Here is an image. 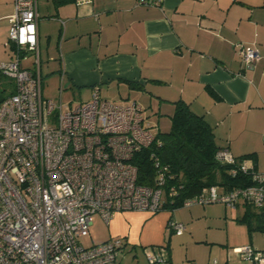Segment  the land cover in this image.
Wrapping results in <instances>:
<instances>
[{"label":"built area","instance_id":"1","mask_svg":"<svg viewBox=\"0 0 264 264\" xmlns=\"http://www.w3.org/2000/svg\"><path fill=\"white\" fill-rule=\"evenodd\" d=\"M162 1L137 3L159 7ZM37 20L36 0H14L8 33L13 54L0 62L5 80L0 91V264H121L129 248L121 238L91 247L80 243L92 216L108 223L121 212L156 214L176 191L171 188L166 197L168 168L153 152L154 185L137 182L133 158L155 140L139 103L108 101L94 88L88 101L71 106L61 101L62 85L57 102L44 98ZM237 54L246 67L258 58L252 46L238 45ZM29 55L34 56L32 68L24 65ZM216 158L234 163L227 151ZM239 170L250 175L251 185L222 195L213 186L182 206L248 204L264 210V173L247 160ZM169 227L178 236L184 231L174 221ZM232 252L245 264H264V251L251 245ZM144 254L148 264H170L159 248H145Z\"/></svg>","mask_w":264,"mask_h":264},{"label":"crops","instance_id":"2","mask_svg":"<svg viewBox=\"0 0 264 264\" xmlns=\"http://www.w3.org/2000/svg\"><path fill=\"white\" fill-rule=\"evenodd\" d=\"M137 2L36 0L41 87L44 76L58 96L62 85L60 96L71 94V106L88 101L94 88L112 102L132 97L147 121L149 111L170 118L174 103L183 102L210 126L220 150L251 156L248 165L264 173V0ZM13 13L14 0H0V62L13 54ZM240 44L258 54L247 67ZM169 221L176 222L168 210L117 213L101 243L121 238L129 248H159L178 264L170 240L185 226L178 236Z\"/></svg>","mask_w":264,"mask_h":264},{"label":"trees","instance_id":"3","mask_svg":"<svg viewBox=\"0 0 264 264\" xmlns=\"http://www.w3.org/2000/svg\"><path fill=\"white\" fill-rule=\"evenodd\" d=\"M174 105V111L169 118L170 130L155 134V140L150 147L133 158L138 170L137 182L140 185H154L156 168L149 158L150 153L153 152L158 158L161 167L168 168L163 188L166 197L171 188L175 189L176 195L172 199L168 198L163 210L174 211L182 208L185 200L194 198L213 186L217 188V194L222 195L251 185L250 175L239 170L240 163L251 156L233 158L232 164L219 161L216 156L221 150L214 141L212 129L203 117L194 114L183 102L178 101ZM232 170H236L235 175L231 173ZM243 206L244 215L240 221L246 224L248 232H264V210L259 212L248 204ZM252 221H257L254 228L251 226ZM168 261L173 264L169 259ZM191 263L194 262L188 264Z\"/></svg>","mask_w":264,"mask_h":264},{"label":"rangeland","instance_id":"4","mask_svg":"<svg viewBox=\"0 0 264 264\" xmlns=\"http://www.w3.org/2000/svg\"><path fill=\"white\" fill-rule=\"evenodd\" d=\"M34 62V56L29 55L26 63ZM4 79H0V91L4 85ZM8 83V82H6ZM12 83V81H11ZM42 94L44 98L58 101V93L53 82L43 77ZM72 99L71 94L63 93L61 101L65 104ZM75 101V99H74ZM119 104L133 102L132 97H123L113 101ZM148 123L154 134L166 133L170 130V119L165 116H157L149 111ZM220 194L221 191L219 190ZM173 212V219L185 226L181 237L172 236L170 240L171 258L178 264L194 262L198 259L212 264L215 260L219 264H238V256L232 252L234 248L251 245L264 251V232H248L246 224L240 219L244 215L243 207L228 208L222 203L205 205H193L190 208H179ZM257 221H252L254 228ZM107 232V223L98 215L91 218V226L87 236L80 239L84 247L100 244ZM130 250V251H129ZM126 257L121 264H148L144 250L141 247H133L125 250Z\"/></svg>","mask_w":264,"mask_h":264}]
</instances>
